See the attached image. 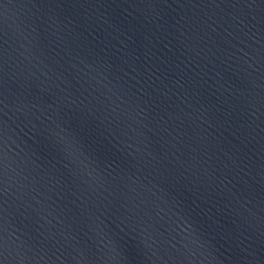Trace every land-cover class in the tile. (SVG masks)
Wrapping results in <instances>:
<instances>
[{
  "label": "water",
  "instance_id": "obj_1",
  "mask_svg": "<svg viewBox=\"0 0 264 264\" xmlns=\"http://www.w3.org/2000/svg\"><path fill=\"white\" fill-rule=\"evenodd\" d=\"M0 264H264V0H0Z\"/></svg>",
  "mask_w": 264,
  "mask_h": 264
}]
</instances>
